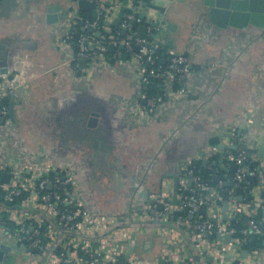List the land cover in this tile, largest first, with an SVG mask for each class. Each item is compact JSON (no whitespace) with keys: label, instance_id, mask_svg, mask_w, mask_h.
I'll use <instances>...</instances> for the list:
<instances>
[{"label":"crops","instance_id":"crops-1","mask_svg":"<svg viewBox=\"0 0 264 264\" xmlns=\"http://www.w3.org/2000/svg\"><path fill=\"white\" fill-rule=\"evenodd\" d=\"M129 1L137 7L141 26L148 27L149 35L156 30L145 21L157 19L161 10L149 7L146 11L143 4L166 9L167 23L176 25L167 32L173 40V49L167 48V52H183L191 59L186 92L165 98L155 113L144 114L143 95L149 89L166 87L154 82L159 86L146 88L133 60L135 49H121V45L115 50L114 56L121 52L115 60L106 56V61L92 70L83 68L79 52L64 39L78 17V0H17L13 9L3 8L1 0L0 41L32 46L21 51L28 83L24 93H16L20 102L15 104V122L11 121L6 132L7 142L0 145V161L26 166L27 175L47 164L57 171L69 169L76 182L77 199L97 213L121 214L119 225L123 228L117 232L127 234L121 243L125 264H130L132 255L129 261L125 255L131 246L138 256L137 264H161L162 259L164 264L192 259L199 262L193 239L181 227L172 222L158 225L135 220L129 212L158 195L180 199L189 187L183 170L187 162L210 180L206 183L218 188L232 187L235 172L228 161L230 151L235 154L247 145L252 152L250 161L256 167L264 166V159L255 150L264 139V38L255 26L222 28L212 24L205 0ZM55 5L62 7L55 12L60 21L49 24L48 8ZM141 12L148 13L147 20L139 16ZM93 15L89 9L81 11L79 17L97 19ZM97 30L101 31L94 29L93 35L100 39L104 33L97 37ZM151 42L155 45L152 38ZM161 42L166 43V39ZM154 47L158 49V45ZM103 102L112 112L102 111L106 108ZM91 113L99 114L95 125L90 124ZM116 121H120V129L115 127ZM205 159L210 163L204 165ZM215 176L220 179L214 181ZM253 181L254 198L252 202L239 201L241 213L254 217L262 211L264 224V177L257 175ZM27 197L18 204L19 209L28 215H43L29 200L31 196ZM218 211L222 220V205ZM104 232L95 231L83 238L100 239ZM213 242L220 251L226 247L217 239ZM8 243L16 252L4 264H28V253L18 250L14 240ZM243 249L226 257V264H236L237 260L239 264H264V245L249 251L247 258L241 257ZM69 252L68 248L67 255Z\"/></svg>","mask_w":264,"mask_h":264},{"label":"built area","instance_id":"built-area-1","mask_svg":"<svg viewBox=\"0 0 264 264\" xmlns=\"http://www.w3.org/2000/svg\"><path fill=\"white\" fill-rule=\"evenodd\" d=\"M88 1L97 5L99 17L95 20H88L78 16L74 23L83 20V25L86 28H100L98 22L104 18L105 24L101 26V29L105 32L100 39H96L93 34H81L79 37L78 55L79 58L87 60V70H92L97 64L106 61L109 45H113L117 49L123 44L129 50L138 49L133 54V60L138 67L141 83L144 85L160 83L157 81L160 80L166 87L163 94L147 91L143 95L145 103L141 105V109L144 114L155 113L158 104L165 98L183 95L186 92L191 75L189 55L170 51L167 65L165 67L158 65L159 57L151 40L129 28L131 23L141 22L137 11L134 12L127 8L119 24L120 30L116 35L109 23L117 16L123 0H107L111 3L110 5L106 4L104 0ZM129 2L127 7H133V5H129ZM123 31H127V34L121 38ZM70 37L71 32L64 39L68 40ZM120 55L121 52L116 54L117 57ZM27 83L28 79L23 71L4 74L0 79V126L11 124L9 105L4 102L5 99L19 91L24 93ZM174 83L180 84L181 87L175 90ZM168 88L171 90L169 91ZM248 159L246 149L228 155V161L237 165L238 169L234 174L233 188L228 191L227 195H221L218 189L204 182L202 175L196 173L192 164L187 162L183 165V170L187 179H193V185L187 188V195L180 205L166 204L164 209H158L154 203H143L133 206L129 214L135 220L175 223L193 239L199 264H226L227 253L238 254L241 249L240 245L246 242L249 236L264 237V229L253 217L248 221L246 227L237 230V228L229 226L228 221L221 220L218 213L217 200H227L230 206L228 215L236 217L241 213L242 207V203L237 199L236 191L241 188L243 183H248V176L264 177L263 171L257 173V171L246 167L245 162ZM5 171L9 172L11 177L8 183H1L3 194L0 196V215L3 220L0 219V226L6 227L7 242L14 240L16 245L26 244L28 249H34V252H27L30 264H125L123 258L125 252L121 243L127 234H125L126 231L117 232L123 226L113 229L110 233L101 236L100 239L91 241L83 238L84 235L92 236L95 231L101 234L104 231L106 233L119 223L121 214L97 213L77 199L74 195L76 182L69 169L64 168L57 171L51 164H47L41 170L27 175L26 166L18 167L0 161V177ZM198 191H208L209 194L204 198ZM26 195L32 197L29 200L35 202V206L39 212L44 213V216L41 213L39 216L28 215L19 209L18 204L26 199ZM212 196H217V199L212 200ZM19 198L21 201L17 202ZM202 205L207 206V218L204 220L198 219L192 222L186 217L172 219V214L177 209H183L184 212L196 215ZM46 216L48 219L45 218ZM216 216L219 217L217 222L213 220ZM9 223H13L14 228L9 227ZM215 233H220L222 236L227 233L232 235L231 241L226 243L223 251H220L215 242L208 239L209 235ZM238 233L243 236H238ZM94 242L97 243V246H93ZM58 248L61 251L56 252ZM68 248L70 249L69 255L66 253ZM137 263L138 256L133 254L130 264ZM169 264H194V260H184L180 263L169 262Z\"/></svg>","mask_w":264,"mask_h":264},{"label":"water","instance_id":"water-1","mask_svg":"<svg viewBox=\"0 0 264 264\" xmlns=\"http://www.w3.org/2000/svg\"><path fill=\"white\" fill-rule=\"evenodd\" d=\"M1 1V0H0ZM2 7L5 9H13L16 6V1L17 0H2ZM129 0H123V4L117 14V16L113 19V21L111 23H109L110 26H119V24L121 23L123 16L128 9H130L131 11L136 12L137 11V7H127ZM106 4H111L110 2H106ZM78 8L76 10L77 15L79 16L81 11H86V10H93V16L95 18H98V9H97V5L93 2H89L88 0H78ZM146 7V11L147 9H149V7H155V8H159L161 10V13L159 15V17L155 20H147L148 19V13L147 12H141L139 13V16L142 19H146L147 23H149L154 30H156L154 33L152 34H148V27L145 25L140 26L139 28V33L143 36L148 37L150 40L152 38V40H154L155 45H152L153 47L158 45V50H160L162 52V58H161V62L165 63L168 55L167 52V48L168 49H173V40L170 38H168L167 32L168 31H172L175 29V24H173L172 22H168L167 23V19L165 18V12L166 9L164 7H157L153 4H147L144 3L143 4ZM205 5H206V14L209 16L210 22L216 26L222 27V28H226L228 26H234V27H238V28H247L249 26H255L257 28H259L261 30V37L264 38V0H205ZM61 6L60 5H55V6H50L48 8V15H47V22L49 24H54V23H58L60 21V16L58 14H55V12L61 10ZM74 8V7H72ZM149 11V10H148ZM83 24V22H82ZM133 23H131L129 25V27H133ZM147 25V24H146ZM92 30H94V27H91ZM83 30H86V27L83 26ZM127 31H123V35L126 36ZM102 35V31L97 30L96 31V36L97 37H101ZM162 39H166V43H162L161 40ZM101 44V43H100ZM160 45V46H159ZM31 43L28 42H23L21 43V45H17L15 42H10L8 45V42H1L0 41V79L2 78V76L4 74H9V73H14V72H22L24 70V66H25V60L22 58L21 56V51L23 49H30L31 48ZM124 45L122 44L120 46L121 49H124ZM116 48L113 45H109V51L110 52H115ZM138 49L135 48V51H137ZM124 58H127V55L123 56ZM80 65L84 68L87 67V60L86 59H81L79 60ZM192 68V67H191ZM146 88H150V87H158V83H152V84H145ZM19 100L16 99V94H12L11 95V100H10V104H9V116L11 118V121L14 123L15 122V104H19ZM104 106H106V108H104V110L102 109V111L104 112H112L111 107L109 106L108 103L103 102ZM103 112V113H104ZM99 114L98 113H91V125H95L97 121V116ZM108 116H112V115H105V117L107 118ZM118 120V119H117ZM118 122V125H116L115 127H119L120 129V121H116ZM247 124V122H246ZM243 128H246V125ZM119 133V132H118ZM230 136V135H228ZM223 144V143H222ZM261 146L258 149H255L259 152V157L261 159H264V139L261 140ZM225 146H221V148L224 149ZM232 148L237 149L238 145H233ZM242 149H246L248 151V158L251 159V155L252 152L250 151L251 149L248 148L247 145H244L242 147ZM229 154H232V151L229 152ZM195 164H200V161L195 160L194 161ZM210 163L209 159H205L203 160V164ZM213 164L216 165V162L213 161ZM246 164V162H245ZM224 168V167H223ZM225 169H228V167H225ZM238 169V166L233 164L231 167V171L236 172ZM263 171L264 172V166H258L257 167V173ZM10 173L5 171L1 174V180L3 182L8 183L10 181ZM253 180L256 179V175L251 177ZM220 179L219 176H215L214 177V181H218ZM204 182H209L210 180H203ZM231 185H233V182L231 181L230 183ZM189 187H191L193 185V179H189V183H188ZM178 188V180L176 182V185L174 187V190L177 191ZM169 189H171L169 187ZM177 193V192H176ZM162 194V193H161ZM145 197H149V194L147 192L144 193ZM187 195V190L184 191V194L182 195V197L180 199H171L168 196H162V195H158L157 197L154 198H149L148 203H156L157 204V208L158 209H164L166 204H170V205H180L181 202L185 199ZM212 200L217 199V196H212L211 197ZM238 201H242V196L239 195L237 197ZM183 209H177L174 211V213L177 216H181L183 214ZM222 212H223V217L222 220L223 221H230L232 220L234 217H231L228 215L229 212V203L227 200L223 201L222 204ZM199 213L201 214H207V206L206 205H202L199 209ZM217 213V211H216ZM194 214H190L189 217L190 219L194 218ZM1 220H3V217H0ZM52 220V219H50ZM214 221H218L219 217L216 216L213 218ZM53 221V220H52ZM156 223L158 225H169L171 224L170 221H163V222H153ZM13 223H9V227H13ZM119 223L115 226V227H111L109 229V231H107L105 234L110 233L113 229L119 227ZM261 228L264 229V224L260 225ZM208 238L210 240H212V236L209 235ZM150 237L148 238V242L147 244H150ZM216 239L220 240L224 243H229L232 239V235L227 233L224 236H222L220 233L216 234ZM251 240L254 241L255 237L251 236ZM137 243V241L135 242ZM263 245H264V240H263ZM241 247L243 246V244L240 245ZM220 247H222V244H220ZM17 249L20 251H24V252H34V249L30 248L28 249V246L26 244H20L19 246L17 245ZM16 252V249L13 248V246L7 242L6 240V227L5 226H0V264H4L6 260H8L9 256L14 254ZM134 253V246H131L128 253L125 255V259L126 261H129L130 255H133ZM249 255V251L247 249H243L242 253H241V257L243 258H247ZM29 256V255H28ZM231 254L227 253L226 257L230 258ZM29 258V257H28ZM166 262V260L162 259L161 260V264H164ZM239 260H237L236 264H239Z\"/></svg>","mask_w":264,"mask_h":264},{"label":"trees","instance_id":"trees-1","mask_svg":"<svg viewBox=\"0 0 264 264\" xmlns=\"http://www.w3.org/2000/svg\"><path fill=\"white\" fill-rule=\"evenodd\" d=\"M140 1H144V0H134V2H136V3H140ZM83 19H87V17L84 16ZM82 22H83V20L78 21V23H74L72 31H71V37L68 39V41L73 45V47L76 50V52H79L78 40H79L80 35L81 34L92 35L93 32H94V30H92L91 27L86 28V30H83V26L84 25L82 24ZM98 24L100 25L99 29H101V26H103L105 24V19L101 18L99 20ZM133 24H134L133 27H129V28L132 31L139 32V28L141 26V22H137L136 21ZM94 29H97V27L94 28ZM112 30H113V33H115L117 35L118 31L120 30V27L119 26H112ZM101 31H102V29H101ZM103 32H105V31H102V33ZM154 50H155L156 54L159 57L158 58V65H161V66L165 67L167 65V59H166L165 63H162L161 62V58H162L161 54H162V52L160 50L156 49V48H154ZM114 53L115 52H111L110 53L109 52V48H108L107 56H108V59L109 58L111 59V61H113V60H115L117 58V57L114 56ZM157 81L161 82L160 80H157ZM173 87H174L175 90H177V89H179L181 87V85L174 83ZM148 91L151 92V93H154V94H157V93L163 94V93H165L166 90L163 89V88L162 89L161 88H159V89H153L152 88V89H149ZM4 102L9 105L10 104V96H8L5 99ZM246 167L249 168L250 170H257L256 165L252 161H250V159H248L246 161ZM195 171H196V173L202 175V173H199L198 170H195ZM202 177H203V180H204V176L203 175H202ZM247 179H248V183H243L241 188L238 191H236V193H237V197L239 195L242 196V199H243L244 202H252L254 196L251 193V189H252L253 185H255V181H253L250 176H248ZM1 183H2V181H1V177H0V196L3 194V189L1 187ZM209 185H214V184L212 183V184H209ZM214 186H217L216 188L221 193V195H225V194L227 195L228 191L231 188H233V185H232V187L229 186V187H221V188L220 187L218 188V185H214ZM199 193H200V195L204 196V198H206L208 196V194H209L208 191H200ZM20 201H21V198H19L17 200V202H20ZM223 201L224 200H219L218 199L217 203L219 205H222ZM262 213L263 212L261 211V212H259L257 215H255L253 217L259 225L261 224ZM189 215L190 214L188 212H183V214L181 216H177L175 213H173L172 214V219L173 220H177V219L182 218V217H186V218L190 219ZM206 218H207V214H200V215L194 216V218H192L191 221L194 222V221H197L198 219L204 220ZM251 218L252 217H249V216H247V215H245L243 213H239L232 220L228 221V223H229V226L235 227V228H237V230H240V229H242V228H244V227H246L248 225V221ZM216 234L217 233L211 235L213 237L211 241L216 240ZM238 236H243V235H241V233H238ZM251 236L255 237L254 241L251 240ZM251 236H249L247 238V241L243 243L242 248H245V249H247L248 251H251V252L262 248L263 247L264 237L263 236H259V235H251ZM59 251H61L60 248H58L56 252H59ZM194 264H199V262L198 261H194Z\"/></svg>","mask_w":264,"mask_h":264},{"label":"rangeland","instance_id":"rangeland-1","mask_svg":"<svg viewBox=\"0 0 264 264\" xmlns=\"http://www.w3.org/2000/svg\"><path fill=\"white\" fill-rule=\"evenodd\" d=\"M10 128L9 124H4L2 126H0V145H4V143L7 142L8 139V135L6 134V132L8 131V129ZM29 264V262H28Z\"/></svg>","mask_w":264,"mask_h":264}]
</instances>
